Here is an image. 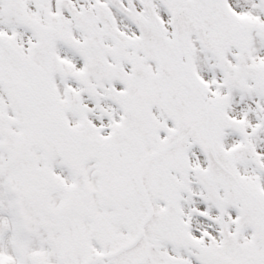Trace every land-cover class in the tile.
Returning <instances> with one entry per match:
<instances>
[{
  "label": "snow or ice",
  "instance_id": "snow-or-ice-1",
  "mask_svg": "<svg viewBox=\"0 0 264 264\" xmlns=\"http://www.w3.org/2000/svg\"><path fill=\"white\" fill-rule=\"evenodd\" d=\"M0 264H264V0H0Z\"/></svg>",
  "mask_w": 264,
  "mask_h": 264
}]
</instances>
